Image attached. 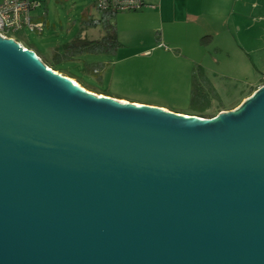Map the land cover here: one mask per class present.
Returning <instances> with one entry per match:
<instances>
[{
	"label": "water",
	"instance_id": "95a60500",
	"mask_svg": "<svg viewBox=\"0 0 264 264\" xmlns=\"http://www.w3.org/2000/svg\"><path fill=\"white\" fill-rule=\"evenodd\" d=\"M49 69L0 36V264H264V85L186 117Z\"/></svg>",
	"mask_w": 264,
	"mask_h": 264
},
{
	"label": "rangeland",
	"instance_id": "374dc122",
	"mask_svg": "<svg viewBox=\"0 0 264 264\" xmlns=\"http://www.w3.org/2000/svg\"><path fill=\"white\" fill-rule=\"evenodd\" d=\"M35 1L41 7L33 11L31 17L34 22L45 24L44 32L25 29L15 34V39L35 50L47 65L58 55H66L69 44L80 46L88 41H101L108 35L101 25H87L90 17L103 18L95 7V0ZM260 4L259 0L247 3L243 31L238 33L233 29L223 53H218L215 46L205 48L202 54L197 50L192 54L197 61L190 60L188 54L178 56L180 51L169 42L163 43L158 33L148 35L138 31L136 15L140 12H125L115 14L112 19L122 45L116 53H81L61 60L59 65L66 70L63 75L73 74L76 81L88 82L109 97L195 116L200 110L192 106L193 71L199 69L203 95L198 101L207 106L206 115H215L236 106L264 82V8ZM249 25L251 28L246 29ZM247 38L252 41L250 46ZM170 39L181 43L186 38L184 34H173ZM241 47L247 51L254 47L259 51L256 54L248 51L245 56L248 60L245 58L246 63L238 67L235 57ZM213 58L221 59V63L214 62Z\"/></svg>",
	"mask_w": 264,
	"mask_h": 264
},
{
	"label": "crops",
	"instance_id": "0c3cea01",
	"mask_svg": "<svg viewBox=\"0 0 264 264\" xmlns=\"http://www.w3.org/2000/svg\"><path fill=\"white\" fill-rule=\"evenodd\" d=\"M250 1L251 0H145L146 6L136 15L139 24H136L135 28H137L138 31L147 32L148 35H155L158 33L163 43L164 41L169 42L174 49L180 51L178 56L188 54L190 55V60L197 61V58L192 55L195 54L197 50L202 54L205 52V48L215 46L218 53H223L226 49L225 42L228 43L231 36H233V29L237 30L238 33L243 31L244 21L246 22L247 20L243 12H245V7H247V3ZM262 1L263 0H259L261 7L264 8V3ZM258 6L259 5L256 4V7ZM237 17L239 18L237 19ZM135 28L133 27V29ZM245 28L249 29L251 25ZM173 34H184L186 39L181 43L174 42L170 39ZM251 42L252 41L248 39L247 45L250 46ZM160 45L162 46V44ZM262 49L264 50V46H262ZM248 51L249 53L256 54L259 50L253 47ZM248 51L244 50L243 47L240 49L238 48V53L235 57V65L241 67L242 64L246 63L247 58L245 56H247ZM34 52L37 54L35 50ZM241 54L244 55L242 56ZM37 55L39 56V54ZM203 59L205 60V58ZM214 62L220 64L221 59H214ZM262 84L263 83L259 84V86L252 91L253 94L250 93L245 96L236 106L228 110H221L220 113L235 111L242 107L243 103L252 97ZM114 99L116 100L117 98ZM117 100L129 102L123 98H118ZM160 108L170 111L167 108Z\"/></svg>",
	"mask_w": 264,
	"mask_h": 264
},
{
	"label": "built area",
	"instance_id": "2783aa9c",
	"mask_svg": "<svg viewBox=\"0 0 264 264\" xmlns=\"http://www.w3.org/2000/svg\"><path fill=\"white\" fill-rule=\"evenodd\" d=\"M95 7L102 14H119L139 12L145 6V0H95ZM41 4L35 0H2L0 1V36L6 39H15V34L31 29L43 33L45 24L34 22L32 13ZM17 42V41H16ZM25 50L23 44L17 42Z\"/></svg>",
	"mask_w": 264,
	"mask_h": 264
},
{
	"label": "trees",
	"instance_id": "16d2710c",
	"mask_svg": "<svg viewBox=\"0 0 264 264\" xmlns=\"http://www.w3.org/2000/svg\"><path fill=\"white\" fill-rule=\"evenodd\" d=\"M114 14H103V18L101 20H96L94 18H89L87 20V25L90 27H97L98 25L103 26L106 31L108 32V35L106 37H103L101 41H88L85 42L84 44L77 46L75 44H69L66 46V50L68 51L66 55L55 57L52 61H49L48 65L52 67V69L64 74L66 73V70L59 65L60 61H64L63 59H71L73 56L81 54V53H89V54H105V53H116L118 49L121 48V44L117 38V29L116 26H114V23L112 22V19L114 18ZM21 43V42H20ZM27 49H29L27 46H24ZM33 49H29V51ZM40 56V55H39ZM41 57V56H40ZM200 70H194L193 71V85H192V106L194 107L193 109L195 110H200L199 115H196L198 117H203V118H213L217 116L221 110L215 115H206V105H202L203 103L201 101H198V99L201 97L202 94V86H201V81L199 78V72ZM67 77L71 78H77L73 74H66ZM81 81V80H79ZM81 84L85 87V89H88L90 91H93L98 94H105V92L102 91H97L92 84L88 82L81 81ZM253 94V92L251 93ZM108 96V95H107ZM251 96V95H250ZM203 106L200 108L199 106ZM194 115V114H192Z\"/></svg>",
	"mask_w": 264,
	"mask_h": 264
},
{
	"label": "bare ground",
	"instance_id": "6f19581e",
	"mask_svg": "<svg viewBox=\"0 0 264 264\" xmlns=\"http://www.w3.org/2000/svg\"><path fill=\"white\" fill-rule=\"evenodd\" d=\"M49 70H53V72L55 73V74H57V75H60L61 73L60 72H58V71H56V70H54V69H49ZM61 76H66V75H63V74H61ZM67 77V76H66ZM67 79H69V80H71L72 82H74L80 89H83V87L81 86V84H80V82H77L75 79H73V78H71V77H68ZM83 90H85L86 91V89H83ZM90 93V92H89ZM93 95H96V94H93ZM99 98H108V96H106L105 97V95H99L98 96ZM121 103H123V104H127L128 102L127 101H122ZM134 105L135 106H137V107H141V106H143L141 103H134ZM162 110H164L165 112H167V110H165V109H162ZM180 116L182 115V114H179ZM182 116H186V117H190V116H187V115H182Z\"/></svg>",
	"mask_w": 264,
	"mask_h": 264
},
{
	"label": "flooded vegetation",
	"instance_id": "af4514ba",
	"mask_svg": "<svg viewBox=\"0 0 264 264\" xmlns=\"http://www.w3.org/2000/svg\"><path fill=\"white\" fill-rule=\"evenodd\" d=\"M263 85H264V82H263L262 86H263ZM262 86H261V87H262Z\"/></svg>",
	"mask_w": 264,
	"mask_h": 264
}]
</instances>
